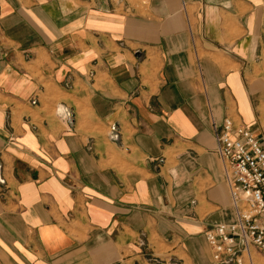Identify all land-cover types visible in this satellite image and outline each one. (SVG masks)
Instances as JSON below:
<instances>
[{
	"label": "crops",
	"instance_id": "0c3cea01",
	"mask_svg": "<svg viewBox=\"0 0 264 264\" xmlns=\"http://www.w3.org/2000/svg\"><path fill=\"white\" fill-rule=\"evenodd\" d=\"M225 119L264 138V0H0V264H213Z\"/></svg>",
	"mask_w": 264,
	"mask_h": 264
},
{
	"label": "built area",
	"instance_id": "2783aa9c",
	"mask_svg": "<svg viewBox=\"0 0 264 264\" xmlns=\"http://www.w3.org/2000/svg\"><path fill=\"white\" fill-rule=\"evenodd\" d=\"M56 112L66 117L62 106ZM216 138L236 218L205 233L213 264H256L255 253L264 258V138L231 119L224 120ZM151 262L162 264L158 258Z\"/></svg>",
	"mask_w": 264,
	"mask_h": 264
},
{
	"label": "rangeland",
	"instance_id": "374dc122",
	"mask_svg": "<svg viewBox=\"0 0 264 264\" xmlns=\"http://www.w3.org/2000/svg\"><path fill=\"white\" fill-rule=\"evenodd\" d=\"M263 262V261H262Z\"/></svg>",
	"mask_w": 264,
	"mask_h": 264
}]
</instances>
